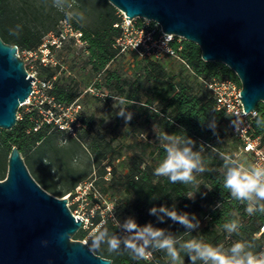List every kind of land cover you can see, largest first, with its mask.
Listing matches in <instances>:
<instances>
[{"label":"trees","instance_id":"16d2710c","mask_svg":"<svg viewBox=\"0 0 264 264\" xmlns=\"http://www.w3.org/2000/svg\"><path fill=\"white\" fill-rule=\"evenodd\" d=\"M62 1L0 0V37L20 50L38 49L45 36L57 32L61 22L70 17ZM67 1L75 2L92 20L81 26L72 17L69 19L83 32V39L87 42L86 66L90 68L84 76L87 86L95 84L99 89L106 88L118 95L121 102L129 105L128 111L133 113L130 122L126 124L123 118L116 117L120 125L129 127V133L135 136V141L128 144L127 150L123 147L117 149L103 133H94L95 121L92 117H83L84 128L79 130L77 138L68 136L52 125H44L35 131L37 111L20 109L19 114L23 115L13 130L0 128V181L6 180L9 157L12 149L18 147L29 171L32 170V176L45 190L59 198L68 194L73 196L77 188L89 179V173L79 172L71 166L74 153L85 147V141L94 163L101 169L97 178H91L92 187L99 188L101 195L108 197L114 204L115 210L114 217H103L101 211L97 210L93 225L89 229L82 228L75 239L85 240L100 226L107 228L110 233L123 235L118 220L123 222L128 217H134L140 225L151 222L184 240L195 237L213 245L223 244L226 248L237 240H244L253 243V250L258 252L264 244V239L257 237L264 226V215H248L246 205L233 200L222 187L223 160L217 153L232 155L239 143L233 138L232 144H229L223 130L226 114L218 109L215 98L202 83V80L238 79L235 72L220 62L204 61L200 47L185 40L181 56L187 65H181L182 70L178 74L169 71L170 59H142L135 61L132 75L126 76L122 70L111 68L120 56L117 41L123 30L115 25L123 21L121 12L108 0ZM17 26L19 35L10 34V30H16ZM59 69L58 66H41L38 76L53 81L51 94L59 103L69 105L77 101L81 94L73 84L76 83L75 79L59 76ZM100 76H103V84L94 82ZM109 97L106 100H110ZM257 111L260 115L258 119L264 126L263 103ZM213 115L217 120L215 135L207 122L202 126L200 121L205 116L210 122ZM256 119L253 120V132L264 141V128L257 127ZM154 127L159 132L164 130L169 134L186 133L196 141L194 150L204 145L202 155L208 171L196 174L200 188L194 199L186 196L196 190L193 185L173 184L167 178L154 174V169L165 156L164 149L148 140L142 143L138 139ZM150 148L153 150L148 153ZM130 153L133 154L128 156ZM110 155L113 160L104 164ZM126 155L127 172L118 174L117 168H112L113 161ZM108 168L112 170L108 172ZM108 174H111L110 178ZM159 205H174L180 212L195 213L200 221L199 228L194 229L193 233H184L186 229L182 225L168 218L160 224L155 216L149 215V209ZM232 219H237L242 225L239 235L230 236L223 229V224ZM88 244L91 248V239ZM92 251L112 260L113 264H170L169 257L163 251H153L150 260H133L123 249L119 253H109L107 245ZM181 256L184 264H189V258L183 253Z\"/></svg>","mask_w":264,"mask_h":264},{"label":"water","instance_id":"95a60500","mask_svg":"<svg viewBox=\"0 0 264 264\" xmlns=\"http://www.w3.org/2000/svg\"><path fill=\"white\" fill-rule=\"evenodd\" d=\"M108 1L128 22L154 21L165 33L198 45L204 61L228 66L242 83L239 97L248 113L264 104V0ZM33 81L18 46L0 37L1 129L17 125ZM68 203L35 180L14 147L8 176L0 181V264H113L88 243L73 240L84 219L76 217Z\"/></svg>","mask_w":264,"mask_h":264},{"label":"clouds","instance_id":"9594fccd","mask_svg":"<svg viewBox=\"0 0 264 264\" xmlns=\"http://www.w3.org/2000/svg\"><path fill=\"white\" fill-rule=\"evenodd\" d=\"M80 19H85L84 15H81ZM10 34L18 36L19 26L16 30H10ZM121 103L122 106L116 115L123 118L127 124L132 120L133 113L128 111L129 105ZM251 115L257 117V127L264 128L258 119L260 115L255 111ZM237 120H240L239 117L232 120L236 130ZM200 121L202 126L207 122L213 134H217V120L214 115L210 122L205 116L200 118ZM156 140L164 149L165 156L154 169V174L167 178L173 184L193 185L196 190L186 196L194 199L200 188L196 174L208 171L202 155L204 145L201 144L199 150H194L196 141L192 137L186 133L169 134L164 130L156 133ZM217 154L223 160L222 187L230 193L233 200L246 205L245 211L248 215H264V163L245 165L231 155L219 152ZM149 215L155 216L160 224L168 218L173 223L182 225L186 229L184 233H193V230L200 226L195 213L180 212L174 205L153 206L149 209ZM118 225L123 235L110 233L103 226L97 228L90 237L91 249L97 250L101 245H107L109 253H119L123 249L133 260L148 259L153 251H163L169 257L170 264H184L182 253L189 258V264H264V250L254 251L255 245L248 241L237 240L226 248L223 244L213 245L195 237L184 240L151 222L140 225L134 217H128L123 222L118 220ZM241 227L237 219L223 224V229L230 236L239 235Z\"/></svg>","mask_w":264,"mask_h":264},{"label":"built area","instance_id":"2783aa9c","mask_svg":"<svg viewBox=\"0 0 264 264\" xmlns=\"http://www.w3.org/2000/svg\"><path fill=\"white\" fill-rule=\"evenodd\" d=\"M136 19H130L128 22L124 14L123 21L115 25L123 30L122 36L117 41L120 56L132 59L133 63L142 59L156 61L170 59L180 62L181 65H187L186 60L181 56L185 41L183 37L165 33L162 26L154 21L139 18L144 22L142 20L141 23H137ZM68 43L87 45L83 39V32L68 20H63L57 32L48 33L38 49L27 51V53L39 67L55 68L58 66V60L54 57L55 52L62 50ZM27 71L36 81H33V92L23 106H27V112L37 111L35 131L44 125H52L64 131L68 136L77 138L79 130L84 128L82 105L79 100L69 105L59 103L51 94L53 81L40 79L36 72H31L28 68ZM202 83L209 94L215 98L218 109L226 114L229 133L239 143L238 149L231 156L245 165L264 163V141L261 137L255 136L253 132V120L256 117L251 115L253 111L250 113L245 111L240 98L243 90L240 79L202 80ZM85 93L99 98L108 96L95 84L90 85ZM255 112L258 113L257 110ZM237 117L240 119L236 121L238 130L232 125V120H236ZM257 237L264 239V226ZM261 250H264V244L259 251ZM152 256L151 253L148 260Z\"/></svg>","mask_w":264,"mask_h":264},{"label":"rangeland","instance_id":"374dc122","mask_svg":"<svg viewBox=\"0 0 264 264\" xmlns=\"http://www.w3.org/2000/svg\"><path fill=\"white\" fill-rule=\"evenodd\" d=\"M63 7H65L67 14L72 17L76 22L79 21V25H87L92 22L91 18L87 17L85 12L79 9L78 5L75 2H70L67 0L62 1ZM122 15H124L121 12ZM84 15L85 19H80V16ZM71 22L69 19H65ZM143 19H136L135 22L141 23ZM144 22V20H143ZM73 24V23H72ZM74 25V24H73ZM75 26V25H74ZM19 54L21 58L26 62V65L29 66L31 72L40 73L39 65L31 60L28 56L27 51L20 50ZM54 57L58 60L59 76H66L75 79L76 83H73L75 87L79 90L81 96L78 99L82 105V117H92L95 121L94 133H103L108 141L113 142L117 149L123 147L127 150L128 144H132L135 141V136L129 133L128 126H122L119 124L116 113L119 111V107L122 106L121 99L118 95H114L110 90L104 88L102 89L105 94H107L110 100H106V97L101 98V100L96 99L90 94H86L85 90L89 87L87 86V79L84 77L89 72L90 68L86 66V61L88 59V52L85 49V46L74 45L73 43H68L62 50L55 52ZM132 59H127L124 56H119V58L111 65L112 69H120L124 72L126 76H131L133 73ZM168 69L172 74H178L182 70L180 62L171 60L168 63ZM94 82L104 83L103 76L95 79ZM113 95V96H112ZM23 110H27V106L24 105L21 107ZM23 113L18 114L22 116ZM223 130L227 134V140L229 144H232L233 137L231 136L230 128L228 124H224ZM159 133L156 127L148 130L143 136H139L138 139L142 143H145L147 140L152 142L155 146H161L160 143L156 140V133ZM66 143V140H64ZM83 146L78 149L73 155L72 167L76 168L79 172L89 173L88 180L80 185L73 196L68 194L63 197V199L69 200V208L71 211L82 217L85 221V229H89L94 222V219L97 216V210L101 211V215L106 217H114V204L111 203V200L108 197H103L100 193V189H94L92 187L91 178H97L101 169L97 167L94 163L93 157L87 149V143L83 141ZM153 148H150L148 153H150ZM142 150L140 149L139 152ZM142 153V152H141ZM133 153L128 154L131 156ZM127 155L120 160L113 161V167H116L118 174L126 173L125 165L127 162ZM112 155L109 156V159L105 161L104 164L112 161ZM108 168V172L112 170ZM32 174V170H30ZM108 178L111 177V174L107 175ZM76 206V207H75ZM75 207V208H74ZM92 234V233H91ZM91 234L85 239L82 240L85 243H88ZM75 239V237L73 238Z\"/></svg>","mask_w":264,"mask_h":264}]
</instances>
